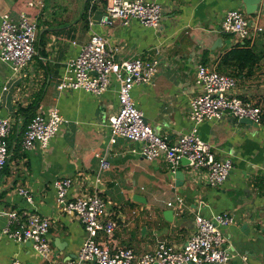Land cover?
Returning <instances> with one entry per match:
<instances>
[{"label":"crops","instance_id":"crops-1","mask_svg":"<svg viewBox=\"0 0 264 264\" xmlns=\"http://www.w3.org/2000/svg\"><path fill=\"white\" fill-rule=\"evenodd\" d=\"M158 1L162 6L158 26L145 27L135 19L127 25L104 24L106 0H38L33 6L27 0H0V15L18 19L26 13L37 25L35 54L20 74L13 76L0 61V118L12 116L15 121L0 174V263L17 258L22 264H74L85 231L75 216L58 205L53 186L55 178L70 176L83 186H96L106 201L115 228L112 236L99 233L97 239L111 248L126 246L140 255L164 240L181 249L194 231L195 214L212 217L226 212L233 216V222L222 227L230 252L226 264H264V9L260 15L246 14L242 0ZM231 8L246 15L251 38L238 40L220 30L221 19ZM97 10L100 19L93 20ZM258 27L262 29L257 31ZM93 32L118 48L119 60H157L152 84L133 86L131 95L146 121L169 143L189 130V103L199 93L198 65L234 77L231 93L260 106L262 121L256 125L224 114L198 126L200 138L210 144L215 157L231 160V172L222 185H207L206 170L192 171L183 159L172 171L161 158L149 160L132 152L141 147L139 142L117 137L110 143L108 119L118 110L115 80L100 95L58 91L65 62L78 54ZM241 46L260 57L253 67L240 68L239 61L226 57ZM28 106L35 107L33 114L55 106L63 117L46 149L22 148L20 110ZM102 158L107 167L100 170ZM19 187L29 190L31 203L17 192ZM79 193L73 184L67 198ZM176 196L184 201L181 213L167 205ZM12 209L35 210L49 219L53 262L41 258L31 243L2 233L5 213ZM167 209L172 210L170 220L164 215Z\"/></svg>","mask_w":264,"mask_h":264},{"label":"built area","instance_id":"built-area-1","mask_svg":"<svg viewBox=\"0 0 264 264\" xmlns=\"http://www.w3.org/2000/svg\"><path fill=\"white\" fill-rule=\"evenodd\" d=\"M37 1L27 0V3L33 6ZM161 13L162 6L158 0H106L101 20L106 25H113L115 22L127 25L135 19L145 27H156ZM261 29L258 27L256 30ZM220 30L242 41L251 38L253 34L243 12L236 8L225 12L220 22ZM36 37V22L30 20L26 13H22L18 19L12 18L8 13L0 15V61L10 67L13 76L20 74L34 56ZM117 51L118 48L109 45L103 35L93 32L78 54L65 62L56 88L60 92L83 90L100 95L115 80L118 86V110L108 119L110 143H114L117 137L139 142L141 147L132 148V152L149 160L161 158L170 165L172 171L180 160L186 159L190 170H206L207 185H222L231 172V160L215 157L210 144L200 138L198 126L204 121L221 119L224 114L235 119L249 118L259 124L263 115L260 106L231 93L236 85L234 77L215 68L198 65L196 84L199 93L189 103V130L181 134L175 142L169 143L146 121L131 95L133 86L152 84L158 72L157 60H144L140 57L119 60ZM6 88V85L3 86V90ZM63 121L55 106L46 113L37 111L23 132L22 148L46 149ZM14 124L12 116L0 118V174L9 156L7 137ZM106 167L104 159H100V170ZM96 180L99 181L98 178ZM73 184L78 186L80 193L68 199L67 191ZM53 186L56 189L58 205L65 213L75 216L85 231L74 264L83 261H94L96 264H226L230 259V252L225 246L226 237L222 231V227L233 222V216L229 213L223 212L212 217L197 213L193 218L194 231L183 248L177 249L166 241L159 240L151 251L136 255L129 247L111 248L109 244L97 239L99 233L112 236L115 222L109 216L106 201L96 186H83L82 182L70 176L55 178ZM17 192L25 200L32 202L28 189L19 187ZM167 205L177 213H181L185 206L180 196L167 202ZM5 214L7 224L2 229L3 234L20 242H30L45 261L55 260L53 246L48 237L50 221L46 216L35 210L25 209H12ZM0 264L22 263L14 258Z\"/></svg>","mask_w":264,"mask_h":264},{"label":"trees","instance_id":"trees-1","mask_svg":"<svg viewBox=\"0 0 264 264\" xmlns=\"http://www.w3.org/2000/svg\"><path fill=\"white\" fill-rule=\"evenodd\" d=\"M88 7V2L87 6ZM94 10V6L92 7ZM227 58H232L234 60L239 61L238 65L240 68L246 67V68H251L253 65L259 60V56L248 46H241V47H236L227 52L226 54ZM34 106H28L25 108H22L20 111L21 116L23 117V123H22V130L26 128L29 120L31 117L34 115ZM19 135L21 132H18ZM7 143H8V137H7ZM8 151H9V144H8Z\"/></svg>","mask_w":264,"mask_h":264},{"label":"water","instance_id":"water-1","mask_svg":"<svg viewBox=\"0 0 264 264\" xmlns=\"http://www.w3.org/2000/svg\"><path fill=\"white\" fill-rule=\"evenodd\" d=\"M262 2L263 1L261 0H242L246 14H253L256 12L258 15H260L262 13V10L264 9V3ZM100 16H101V11L97 10L95 11V14L92 16V18L93 20L94 19L99 20ZM238 122L256 125V123L252 122L249 118H245V117L239 118ZM183 160L187 161L186 159ZM164 215L167 216V218L169 217L168 219L170 220V217L172 216V210L170 209L165 210Z\"/></svg>","mask_w":264,"mask_h":264},{"label":"rangeland","instance_id":"rangeland-1","mask_svg":"<svg viewBox=\"0 0 264 264\" xmlns=\"http://www.w3.org/2000/svg\"><path fill=\"white\" fill-rule=\"evenodd\" d=\"M244 17L247 18L245 14H244Z\"/></svg>","mask_w":264,"mask_h":264}]
</instances>
